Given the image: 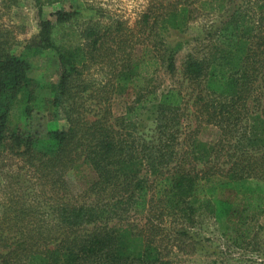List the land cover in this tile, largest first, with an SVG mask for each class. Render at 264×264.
<instances>
[{
    "label": "trees",
    "instance_id": "1",
    "mask_svg": "<svg viewBox=\"0 0 264 264\" xmlns=\"http://www.w3.org/2000/svg\"><path fill=\"white\" fill-rule=\"evenodd\" d=\"M50 16L21 45L0 29V264H170L161 246L185 251L205 215L238 249L264 231V0H154L132 28ZM41 100L64 128L20 126Z\"/></svg>",
    "mask_w": 264,
    "mask_h": 264
},
{
    "label": "rangeland",
    "instance_id": "2",
    "mask_svg": "<svg viewBox=\"0 0 264 264\" xmlns=\"http://www.w3.org/2000/svg\"><path fill=\"white\" fill-rule=\"evenodd\" d=\"M154 0H0V29H6L19 44L37 33V23L39 20L51 19L50 14L58 9L75 10L79 13V21H88L90 18L98 19L105 24L114 25L117 20L123 22L125 26L132 28L142 13L151 6ZM40 10V11H39ZM39 11V13H38ZM208 17L198 18L191 23L187 29L189 33L195 34L203 27H206ZM203 26V27H202ZM19 49V48H18ZM58 62L56 58L46 52L38 58L33 65L30 77L36 81L39 95L43 99L51 97L49 86L55 84L58 79ZM156 82L163 86H171L172 82L163 72L156 73ZM262 89L255 91V96L261 100ZM40 98V99H41ZM251 102V100H250ZM249 106L253 110L255 103ZM262 102V100H261ZM260 102V103H261ZM35 103V101H34ZM32 102V112L30 118L22 119L20 126L26 128L31 133L45 136L49 130L62 129L67 124L64 119L49 121L43 101L34 104ZM251 104V105H250ZM255 111V110H254ZM197 123L191 121L192 128ZM217 129L205 127L201 129L198 136L203 140L216 138ZM82 174L77 175L74 171H69L67 179L71 183V188L75 194L82 189L83 181L90 174L89 169L84 165L81 167ZM90 176V175H89ZM247 185V183H246ZM255 187L256 181H251L247 186ZM1 212V207H0ZM156 223L159 220L155 219ZM198 226L192 229L195 233L194 243L187 242L185 251L170 249V245L162 247L165 258L170 264H264V231L261 230L244 249H238L227 243L222 237V228L210 216L198 219ZM165 224L169 228L168 221ZM168 228H164L165 232ZM161 244V243H160ZM193 247V248H192ZM183 248V247H182Z\"/></svg>",
    "mask_w": 264,
    "mask_h": 264
}]
</instances>
